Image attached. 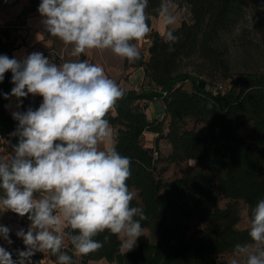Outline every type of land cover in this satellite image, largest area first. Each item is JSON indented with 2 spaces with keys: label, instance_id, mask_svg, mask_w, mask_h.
<instances>
[{
  "label": "trees",
  "instance_id": "1",
  "mask_svg": "<svg viewBox=\"0 0 264 264\" xmlns=\"http://www.w3.org/2000/svg\"><path fill=\"white\" fill-rule=\"evenodd\" d=\"M190 9L191 22L182 20L173 31L180 40L169 51L165 37L154 34L148 47V58L140 52V59L130 62L143 67L152 90L137 92L126 89L106 119L114 127L117 151L131 158L129 188H135L131 206L143 210L141 227L155 236L142 241L131 250L122 251L119 236L108 232L94 239L104 246L87 255H75L65 240L63 251L73 257L74 264L105 259L115 264H228L223 255L234 252L237 244L249 243L248 229L237 227L241 204L251 210L264 199V71L238 73L231 87L213 93L206 80L181 69L182 61L196 57L213 68L228 67L225 38L237 36L248 12L255 19L256 37L264 47V0H184ZM41 0H29L30 11H37ZM162 0H149L147 13L157 15ZM135 42V41H134ZM133 42V43H134ZM14 42L7 30H0V55L13 56ZM228 76V75H225ZM12 73L6 72L0 83V93H10ZM189 83V88L185 87ZM160 98L164 114L169 118L163 132V119H149L145 103L140 100ZM22 111L29 106L38 108L42 97L22 98ZM8 100L0 94V138L8 140L14 149L18 137L10 135L17 126L6 111ZM202 124L198 135L185 129L186 119ZM250 126L246 136L236 130ZM144 132L156 133V139L165 138L170 144L166 156L170 162L194 160L200 168H190L182 177L163 182L154 174L155 159L152 147L142 143ZM2 194V193H0ZM225 200L223 205L219 202ZM19 222L27 216L15 214ZM198 223L196 238H187L188 221ZM12 244L7 251L16 260V250H25L21 238L10 235ZM57 264V257L48 252ZM44 254L31 257L32 264H40Z\"/></svg>",
  "mask_w": 264,
  "mask_h": 264
},
{
  "label": "clouds",
  "instance_id": "2",
  "mask_svg": "<svg viewBox=\"0 0 264 264\" xmlns=\"http://www.w3.org/2000/svg\"><path fill=\"white\" fill-rule=\"evenodd\" d=\"M149 0H41L37 11L47 32L79 57L91 50L111 52L136 62L140 52L135 42L151 32L147 13ZM173 0H162L157 9L166 31L161 35L169 51L180 37L168 26L177 22ZM11 72L10 93L4 99L42 97L38 108L13 111L18 143L12 154L0 156V210L27 216V230L16 236L25 250L17 259L0 246V264H32L37 252L57 257V264H74L63 251L65 240L75 255H87L104 246L94 239L108 232L123 238L131 250L142 235L143 210L131 206V158L116 148L115 134L106 119L123 89L108 78L102 66L85 60L52 62L41 52L22 59L0 55V83ZM7 107V106H6ZM11 229L0 225V238L9 245ZM249 243L237 244L234 253L243 264H264V199L251 210ZM233 264H236L234 261Z\"/></svg>",
  "mask_w": 264,
  "mask_h": 264
},
{
  "label": "rangeland",
  "instance_id": "3",
  "mask_svg": "<svg viewBox=\"0 0 264 264\" xmlns=\"http://www.w3.org/2000/svg\"><path fill=\"white\" fill-rule=\"evenodd\" d=\"M177 7L173 10V13L177 16V21L182 20L191 22V14L189 5L184 0H173ZM159 16H151V32L148 36L136 43L139 51H141L145 57L148 58V46L149 42L152 40L154 34H158L156 30V22ZM153 23V24H152ZM167 30H172L168 26ZM237 36H228L225 38V45L228 47V52L226 55L228 67L223 69L213 68L207 64L201 63L196 57H191L182 61L181 69L193 75H199L206 80V87L210 89L213 93L224 92L228 90L233 84L238 73L245 71H264V47L258 42L256 37V26L255 19L252 16L251 11L248 12L244 21L240 26V30L237 31ZM161 36V35H160ZM72 50L71 45H64L63 47L53 46L49 49L41 51V53L51 57L52 62H57L62 64L69 60H85L89 62L98 64L103 67L105 74L108 78L114 80L119 86H123L126 89H133L137 92L142 90L150 91L152 90V84L149 79L144 74L143 67H133L130 62L126 59H121L115 56L111 50H91L79 57H73L70 55ZM228 75V76H225ZM185 87L189 88V83L185 82ZM221 86V90L219 89ZM14 87V86H13ZM16 98L11 99V106H9V112L14 111V105L16 104ZM141 103H145V112L149 119H163V132L167 131V125L169 118L164 114L163 102L160 98L153 100H140ZM111 126V125H110ZM113 131L114 127L111 126ZM185 129H192L196 134L200 135L203 132L202 124L195 123L192 119H186L184 125ZM250 126L247 124L244 127H239L236 132L240 136H246L249 132ZM156 133L144 132L142 136V143L146 147H152L153 159H155V170L154 174L157 179L163 182H169L173 179L182 177L190 168H200V165L195 163L194 160H186L181 162H170L167 160L166 156L170 153V144L167 139L159 138L156 139ZM8 140L0 138V156H8L12 154V150L8 148ZM130 191L135 193V199L140 202V197L135 188H129ZM225 200L219 202L220 205L224 204ZM240 221L237 227L240 229H249L250 220L247 215L246 206L241 204L240 210ZM29 221L19 222L16 220L15 215L10 210L2 211L0 210V225L8 226L11 229L10 235L16 236V231L20 228L27 230ZM189 228L186 231L187 238H196L197 230L199 225L194 220L188 221ZM142 235L137 239V243L142 241L154 240L155 236L147 228H142ZM18 238V237H17ZM122 241V251H126L127 248L123 246V238L120 237ZM0 246H3L6 250L8 248V243L0 238ZM44 257L40 264H56L54 260L49 256L48 252L43 253ZM224 260L228 264H243L244 257L236 255L234 252L226 253L223 255ZM100 260V259H99ZM91 261V260H90ZM87 264H112L113 262H108L105 259L102 261L96 260L94 263ZM115 264V263H114Z\"/></svg>",
  "mask_w": 264,
  "mask_h": 264
},
{
  "label": "crops",
  "instance_id": "4",
  "mask_svg": "<svg viewBox=\"0 0 264 264\" xmlns=\"http://www.w3.org/2000/svg\"><path fill=\"white\" fill-rule=\"evenodd\" d=\"M28 7L29 0H8L3 9L0 10V30H7L9 32L10 38L13 40L15 46L13 56L17 59H22L32 52H41L53 46H64L62 41L57 37L51 36L47 32L42 23L43 18L40 16L39 12L30 11ZM156 25V30L160 35L162 32L166 31L160 18H158ZM179 25L180 22L177 21L175 24L170 25V27L173 30ZM150 44L151 41L149 42V45ZM44 56L48 57L45 54ZM48 58L51 60V57ZM6 106V111L8 113L11 100H8ZM14 107V111H22L21 107L17 109L16 104ZM8 114L11 115V113ZM102 260L104 259L98 261ZM94 262H96V260L90 261V263Z\"/></svg>",
  "mask_w": 264,
  "mask_h": 264
},
{
  "label": "built area",
  "instance_id": "5",
  "mask_svg": "<svg viewBox=\"0 0 264 264\" xmlns=\"http://www.w3.org/2000/svg\"><path fill=\"white\" fill-rule=\"evenodd\" d=\"M8 0H1L0 1V10L3 9L4 5L7 3ZM221 86H219V89L221 90Z\"/></svg>",
  "mask_w": 264,
  "mask_h": 264
}]
</instances>
